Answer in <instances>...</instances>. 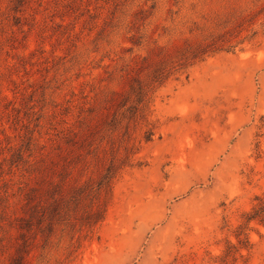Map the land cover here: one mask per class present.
I'll list each match as a JSON object with an SVG mask.
<instances>
[{
    "label": "rangeland",
    "instance_id": "1",
    "mask_svg": "<svg viewBox=\"0 0 264 264\" xmlns=\"http://www.w3.org/2000/svg\"><path fill=\"white\" fill-rule=\"evenodd\" d=\"M10 4L0 0V264L9 263L30 188L70 150L80 153V141L107 140L110 98L130 97L138 76L150 82L154 61L141 71L140 60L231 27L264 0H32L18 13ZM257 28L237 52L152 88L147 121L124 140L139 149L113 184L96 237L71 264H264V222L247 221L264 198ZM35 243L28 264H57L55 245Z\"/></svg>",
    "mask_w": 264,
    "mask_h": 264
},
{
    "label": "trees",
    "instance_id": "2",
    "mask_svg": "<svg viewBox=\"0 0 264 264\" xmlns=\"http://www.w3.org/2000/svg\"><path fill=\"white\" fill-rule=\"evenodd\" d=\"M31 1L10 0L9 10L22 12ZM225 23L232 21L228 19ZM258 25H264V5L252 13L237 15L231 27L225 25L218 31L204 33L196 41L186 38L158 46V53H154L156 58H142L138 68L141 71L145 68L144 61H154L150 82L145 83L138 76L130 87V97L120 101L119 96L110 98L108 111L111 113L104 115L101 123L108 139L80 141V145L76 146L80 153L70 150V156H64L61 167L56 168L55 164L48 169L50 175L46 177L42 174L37 186L30 188L26 194V210L14 226L17 234L11 241L13 252L7 264H28L32 247L39 238L45 243H52V247L56 246V251L61 254L57 264L75 262L86 245L96 237L107 213L113 184L139 149L135 143L124 140L130 137L131 129L147 121L152 88L212 55L237 52L256 38ZM119 129L123 130L122 141H114L113 134ZM153 138V131L144 132L145 142ZM73 169H76L74 172H77L80 182H73V179L76 180L72 175ZM87 170L89 177L85 173ZM56 175L59 179L54 181ZM247 221L264 222L263 197L247 214Z\"/></svg>",
    "mask_w": 264,
    "mask_h": 264
}]
</instances>
